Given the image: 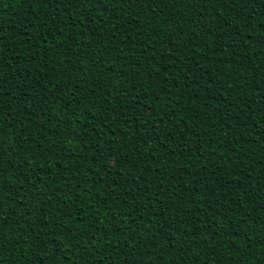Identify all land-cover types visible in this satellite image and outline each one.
<instances>
[{"label": "trees", "instance_id": "1", "mask_svg": "<svg viewBox=\"0 0 264 264\" xmlns=\"http://www.w3.org/2000/svg\"><path fill=\"white\" fill-rule=\"evenodd\" d=\"M0 264H264V0H0Z\"/></svg>", "mask_w": 264, "mask_h": 264}]
</instances>
